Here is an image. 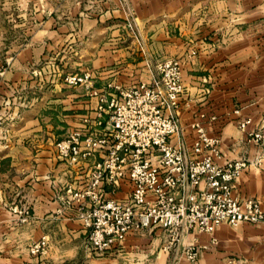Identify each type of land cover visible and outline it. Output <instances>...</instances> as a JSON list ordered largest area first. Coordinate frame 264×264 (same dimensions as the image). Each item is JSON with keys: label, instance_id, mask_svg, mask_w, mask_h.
I'll return each instance as SVG.
<instances>
[{"label": "rangeland", "instance_id": "1", "mask_svg": "<svg viewBox=\"0 0 264 264\" xmlns=\"http://www.w3.org/2000/svg\"><path fill=\"white\" fill-rule=\"evenodd\" d=\"M95 20V26L103 29L101 34L90 26ZM123 22L131 35L128 40L138 36L135 26L140 23L148 29V34H152L158 23L166 26L170 36L183 37V61L174 56L152 62L155 67L161 61L180 59V79L184 85L178 120L181 103L190 98L192 81L199 83L205 93L208 89L211 92L216 83L213 70L204 75H194L192 71L183 74L184 62L191 65V59L200 50L193 36L198 28L207 46L204 55L229 46L235 69L227 72V76L238 80V85L248 82L253 99L264 91V0H0V253L17 254L21 264H58L57 251L63 246L59 241L63 234L60 226L44 228L30 221V208L37 204L35 191L39 185L34 159L41 147L37 145L51 143L55 150L57 141L80 128H71L68 120L72 118L66 117L70 112L62 108L68 100L69 104L83 105L79 101L84 98L74 94L82 93L90 81L95 85V77L100 72L93 68L96 65L91 61L96 58V51H100L97 43L110 36L112 29L108 24L117 23L121 33ZM208 36L211 38L207 39ZM84 73L89 74L87 83L67 82L70 76ZM203 77L206 82L200 80ZM107 84L114 86L112 82L105 83L104 91ZM237 95L235 113L240 115L243 96L240 91ZM195 114L193 121H199L208 137L219 140L222 152V138L206 130L211 121H204L206 116L198 111ZM237 130L243 135L241 146L247 150L243 156L230 158L244 165L239 177L252 169L264 171V111L257 119L249 115L238 118ZM28 175H31L29 181ZM235 187L236 181L233 193ZM67 188L59 194L62 209H57V214L79 221L75 217L77 206L71 204ZM234 195L240 200L252 198L261 204L257 198L241 199ZM80 226L84 231L85 254L105 256L106 253L96 254L91 250L81 222ZM41 239L44 245L36 250ZM64 242L68 251L66 246L73 243L68 239ZM180 249L178 257L185 259ZM66 256L67 264H80L70 254Z\"/></svg>", "mask_w": 264, "mask_h": 264}, {"label": "built area", "instance_id": "2", "mask_svg": "<svg viewBox=\"0 0 264 264\" xmlns=\"http://www.w3.org/2000/svg\"><path fill=\"white\" fill-rule=\"evenodd\" d=\"M180 65L177 58L161 61L147 81L122 88L107 84L97 107L107 116L104 124L92 129L85 122L55 143L58 157L69 162L101 155L77 187L66 189L96 254L117 248L129 231L162 229L166 249L175 247L182 233L211 235L220 225L264 224L260 202L233 193L244 165L223 160L219 140L208 137L199 121L190 125L195 131L190 143L182 139ZM88 78V73L72 75L67 82L85 84ZM122 183L129 186L125 199L111 198ZM42 245L41 239L36 250ZM180 248L195 264L197 247Z\"/></svg>", "mask_w": 264, "mask_h": 264}, {"label": "crops", "instance_id": "3", "mask_svg": "<svg viewBox=\"0 0 264 264\" xmlns=\"http://www.w3.org/2000/svg\"><path fill=\"white\" fill-rule=\"evenodd\" d=\"M96 21L90 26L93 25L92 28L101 34L103 29L95 26ZM121 26L124 30L121 28L120 33L117 23L108 24L107 27L112 29H110V36L106 39H99L97 43L100 51H96V58L91 61L92 65H96L93 68L100 72H96L95 85L92 86V81H90L82 89V93L74 94V97L84 98V101H79L83 105H78L74 101H72L74 104H69L68 100L65 103L66 107L62 108L70 112V115L66 117L72 118L68 120L71 128L82 127L85 122L86 127L92 129L97 128V122L104 124L107 116L100 114L97 107L100 105L105 83L112 82V84L122 88L140 81H147L154 75V63L152 62L174 56L180 57L183 61L185 57L183 37L170 36L163 24L156 23L152 29V34H148V29H145L140 23L135 26L138 36L135 35L134 39L129 40L131 35L124 26V22ZM87 28L89 29V27ZM195 31L197 34L193 36L196 38L195 43L200 50L191 59V65L184 62L183 74L192 71L194 75H204L205 72L213 70L216 74V83L211 92L208 89L205 93L200 89L199 83L192 81L190 98L181 103L179 111L180 135L186 144L190 143L195 134L190 125L193 123L194 115H197L195 114L196 111H198V113L206 116L204 121H211L210 127L206 129L208 133L222 138V156L226 159L243 156L247 150L245 151L244 147L241 146L243 135L237 130V119L247 115L257 119L259 115H262L264 91L262 95L254 99L250 97L249 94L252 91H250L251 87L248 82H241V85H238V80L232 76H227V72H232L235 69L231 59V48L227 46L221 51L204 55V48L207 46L201 40L204 38L203 33L199 32L200 28ZM211 33L213 34V32ZM208 38L211 37L208 36ZM241 69L243 70L242 65ZM91 77H94L93 74ZM192 78L196 79L194 76ZM183 79H185L184 75ZM197 79L199 78L197 77ZM200 80L206 82L204 77ZM188 82L187 80V85H189ZM210 82L211 79L208 78L207 83ZM239 91L243 96V104L240 105L242 107L240 115H237L235 109L238 107L236 102L239 100L237 95ZM66 97L68 99L70 96ZM37 147H41L36 159H34L37 162L36 170L39 185L35 191L37 204H32L33 206L30 208L32 214L30 221L34 220L33 222L44 228L60 226L63 234L61 235L62 240L59 241L63 242V246L59 247L57 251L58 264L68 263L67 253L73 256L75 261L80 260V264H191L178 257L180 246L186 244H193L197 247L198 256L195 264H264V224L262 223L243 224L236 227L220 225L215 228L211 235L182 233L177 245L166 249L162 247L167 244L168 238L162 229L149 228L129 231L126 233L122 244L106 252L105 256H88L82 248L84 231L81 229L80 222L74 218L57 214V209H62L59 194L64 193L63 188L77 187L90 171V168L100 161L101 155L94 153L88 158H78L69 162L58 157L51 143H40ZM45 148L48 151L44 150ZM29 176L31 175H28V181L30 180ZM120 185L114 193L109 194L111 198L125 199L129 186L126 183ZM105 190L108 191V188ZM234 193L241 199L248 197L259 199L264 210V171L252 169L243 173L236 180ZM63 213L67 214L65 210ZM45 231L49 232L48 229ZM48 237L45 238L50 244L51 241ZM66 238L69 243H73L72 246H66L68 251L64 244V241H67ZM48 251H50V245H48ZM19 261L15 253H0V264H21Z\"/></svg>", "mask_w": 264, "mask_h": 264}]
</instances>
